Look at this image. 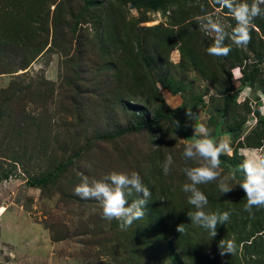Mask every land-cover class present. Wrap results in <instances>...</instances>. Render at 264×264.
Masks as SVG:
<instances>
[{"label": "rangeland", "instance_id": "1", "mask_svg": "<svg viewBox=\"0 0 264 264\" xmlns=\"http://www.w3.org/2000/svg\"><path fill=\"white\" fill-rule=\"evenodd\" d=\"M205 13L229 33L235 27L211 0H0V264H176L155 212L164 219L169 195H190L182 170L199 164L182 155L197 138L184 127L185 111L202 121V109L214 117L216 125L206 126L214 141L225 140L241 158L220 157L232 192L222 195L218 182L198 186L208 197L204 211L214 212L213 196L221 212L233 207L235 227H227L229 218L212 237L191 223L192 258L264 264V208L254 216L243 210L237 168L249 153L264 155L241 151L264 148V14L246 47L226 39L229 55L212 57L206 49L214 34L195 19ZM242 78L251 82L241 85ZM236 93L222 115L221 97ZM157 112L169 117L99 140ZM232 126L238 131L230 133ZM112 171L139 173L151 191L144 218L124 231L102 218L99 202L73 194L81 173L99 180ZM222 239L248 241L221 256Z\"/></svg>", "mask_w": 264, "mask_h": 264}, {"label": "clouds", "instance_id": "2", "mask_svg": "<svg viewBox=\"0 0 264 264\" xmlns=\"http://www.w3.org/2000/svg\"><path fill=\"white\" fill-rule=\"evenodd\" d=\"M212 6L217 11L227 9L235 20V27L229 33L225 26L214 19L211 14L205 13L195 19L205 33L214 34L212 43L207 47L206 53L212 57H226L231 52V47L225 44L230 39L232 44L246 47L251 42V32L255 30L254 20L264 14V0H211ZM218 6V7H217ZM203 11V8L201 9ZM184 127L192 128L193 136L197 137L193 142L185 144L183 157L186 160L197 161L199 166L186 167L182 171L190 183L183 185V192L188 195V203L196 211L188 213L192 223L209 231L212 237L217 235V226L225 224L230 218V212H205L208 197L199 189V185L218 182L217 188L222 195L232 192L235 188L228 182V177L221 176V155L225 152L232 154L229 144L225 140L218 143L214 141L210 130L203 124L193 125L194 114L190 110L185 111ZM175 127H181L180 121L175 120ZM242 152L264 153V148L241 149ZM172 157L169 156L163 165L165 175L170 174ZM243 178L239 188L244 192L246 204L244 211L254 216L253 209L264 208V155L255 157L245 156L238 165ZM232 178H235L233 173ZM73 194L82 200H95L102 209V218L108 221L118 222L120 230L129 228L134 221L145 216V206L151 197V191L144 185L141 176L137 172L125 173L112 171L103 178L89 179L81 173V182L73 189ZM130 196H136L129 202ZM177 232L184 231V224L176 227ZM219 254L233 255L237 247L234 241L225 242L223 239L218 245Z\"/></svg>", "mask_w": 264, "mask_h": 264}, {"label": "trees", "instance_id": "3", "mask_svg": "<svg viewBox=\"0 0 264 264\" xmlns=\"http://www.w3.org/2000/svg\"><path fill=\"white\" fill-rule=\"evenodd\" d=\"M158 7V4L156 2L152 3L151 8H156ZM259 62L263 63L264 59L259 60ZM251 82V80H249L248 78H242L240 80V84L241 85H246L249 84ZM237 96V93L234 95H223L221 97L222 99V106H221V114L225 115L227 112V107L228 104L233 103L235 101V98ZM135 110L137 111H143L140 107H136ZM169 117L168 113L162 114L160 112H157L151 119L143 116L142 119L132 125L126 126L125 128H122L121 130L117 131L114 134L111 135H106L103 136L101 138H99V140H110V139H114V138H118L122 135L128 134V133H136L138 131H140L142 128L145 127H151L154 123V121L156 119H166ZM264 122V120L262 121ZM206 125L207 126H215V122H214V117L212 114H208L207 120H206ZM219 125V123L217 124ZM238 126H232L230 128V133L232 131H238ZM260 144H257L256 148L259 147ZM236 157H240L239 155H237L235 153V151L232 153V155H234ZM241 158V157H240ZM238 168V166H237ZM47 178L44 179H40V180H35L33 181L30 186H34L37 184H41L42 182H44ZM214 194L216 193L215 191ZM212 202L215 206V208L213 209L214 212H221V204L217 203L215 204L214 201L216 199H214V197L212 196ZM166 205L168 206L167 209V213L164 216L165 218L163 219L162 217H159L158 212H155V215L158 217L159 221L156 223V225H158L159 230L162 231V241L163 243L167 246L171 256L176 260V264H182V261H180V257L179 255H186L189 256L188 261L189 260H196L197 262L193 263V264H202L201 261H198L195 258H192V256H194L195 254H197V249L196 247L193 245V239L191 238L192 236V231H191V227H189V225L192 223L191 220L188 217V213L191 212H195L192 209V205H190L188 203V199L187 198H183L182 196H179V198L174 199L172 195H169V201L166 203ZM233 209L232 206L227 208V211L230 212V220L227 222V227L229 229L234 228V224H233ZM180 224H184V231L183 232H177L176 231V227ZM168 225V227H167ZM237 227V226H236ZM190 228V229H188ZM260 231H256L255 233H259ZM233 241V240H232ZM243 241H248V240H241L238 239L237 241H234L236 244V247H238V244L243 242ZM251 244V242L247 245L249 246ZM177 248L175 251V248ZM191 262V261H190ZM192 264V262H191Z\"/></svg>", "mask_w": 264, "mask_h": 264}, {"label": "crops", "instance_id": "4", "mask_svg": "<svg viewBox=\"0 0 264 264\" xmlns=\"http://www.w3.org/2000/svg\"><path fill=\"white\" fill-rule=\"evenodd\" d=\"M170 96H174V95H170ZM171 98H172V97H171ZM172 100H173V99H172ZM174 102H176V101H174ZM193 110L195 111V109H193ZM196 113H197V111H196ZM207 117H208L207 112H206L205 110L202 109V121L199 120V119L197 118V115H196V116L194 115V119H193V121H192L191 123H193V125H196V124H203V125L206 127V126H207V125H206ZM194 120H198L197 123H196ZM189 129L192 130L191 127H189ZM212 138H213V137H212ZM249 157H252V153H249Z\"/></svg>", "mask_w": 264, "mask_h": 264}]
</instances>
